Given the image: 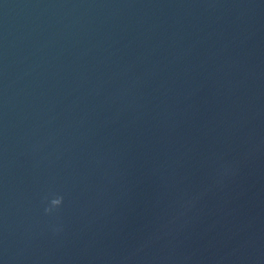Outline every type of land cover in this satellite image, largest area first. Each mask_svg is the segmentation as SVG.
I'll use <instances>...</instances> for the list:
<instances>
[{"label":"water","instance_id":"water-1","mask_svg":"<svg viewBox=\"0 0 264 264\" xmlns=\"http://www.w3.org/2000/svg\"><path fill=\"white\" fill-rule=\"evenodd\" d=\"M0 264H264V0H0Z\"/></svg>","mask_w":264,"mask_h":264},{"label":"clouds","instance_id":"clouds-1","mask_svg":"<svg viewBox=\"0 0 264 264\" xmlns=\"http://www.w3.org/2000/svg\"><path fill=\"white\" fill-rule=\"evenodd\" d=\"M63 202V197L62 196H58L55 197L53 199H51L50 201V206L45 208V212H52L53 209L58 208Z\"/></svg>","mask_w":264,"mask_h":264}]
</instances>
